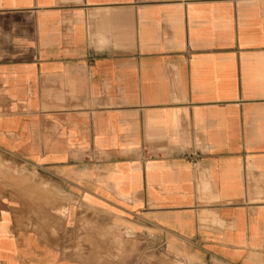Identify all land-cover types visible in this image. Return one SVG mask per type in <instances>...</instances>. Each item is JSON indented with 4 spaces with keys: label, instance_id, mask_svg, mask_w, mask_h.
I'll return each mask as SVG.
<instances>
[{
    "label": "crops",
    "instance_id": "1",
    "mask_svg": "<svg viewBox=\"0 0 264 264\" xmlns=\"http://www.w3.org/2000/svg\"><path fill=\"white\" fill-rule=\"evenodd\" d=\"M165 253L264 264V0H0V264Z\"/></svg>",
    "mask_w": 264,
    "mask_h": 264
},
{
    "label": "rangeland",
    "instance_id": "2",
    "mask_svg": "<svg viewBox=\"0 0 264 264\" xmlns=\"http://www.w3.org/2000/svg\"><path fill=\"white\" fill-rule=\"evenodd\" d=\"M118 244H124L122 240H118ZM156 257L152 254L149 255V262L156 261ZM162 260V259H161ZM164 264H193V262L189 259L181 260L178 257H174L168 253H165L164 255Z\"/></svg>",
    "mask_w": 264,
    "mask_h": 264
}]
</instances>
